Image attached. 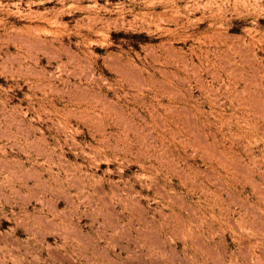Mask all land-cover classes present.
Masks as SVG:
<instances>
[{
	"label": "rangeland",
	"instance_id": "rangeland-1",
	"mask_svg": "<svg viewBox=\"0 0 264 264\" xmlns=\"http://www.w3.org/2000/svg\"><path fill=\"white\" fill-rule=\"evenodd\" d=\"M0 264H264V0H0Z\"/></svg>",
	"mask_w": 264,
	"mask_h": 264
}]
</instances>
